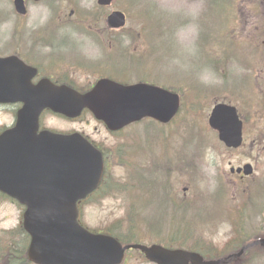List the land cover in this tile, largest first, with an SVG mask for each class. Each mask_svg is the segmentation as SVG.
Listing matches in <instances>:
<instances>
[{"label":"rangeland","instance_id":"1","mask_svg":"<svg viewBox=\"0 0 264 264\" xmlns=\"http://www.w3.org/2000/svg\"><path fill=\"white\" fill-rule=\"evenodd\" d=\"M50 1L60 10L62 20L70 15L68 12L74 6L76 16L85 10L84 23L75 18L56 30L64 35L75 33L66 41L80 54L82 63L94 58L101 59L102 63L106 55L115 54L116 50L121 53L118 48L139 55L148 47L154 52L156 61L152 65L143 62V68L155 66L160 75L157 82L181 89L179 119L163 128L146 119L110 133L89 114L75 122L52 113L42 117L44 126L75 127L101 142L111 151L108 179L111 177L113 183H119L120 188L126 186L130 192L114 191V186L110 195H92L80 204L81 223L96 231L112 229L135 242L199 247L200 251H209L204 252L209 257L210 250L214 256L221 251L225 254L238 252L242 244L264 237V99L261 94L264 88V20L254 0H113L104 7H97L95 0ZM230 1L232 9L228 6ZM48 2L25 0L26 13L19 15L14 10L13 0H0V52L12 48L16 37L47 32V28L53 31L56 24L49 18ZM113 11H121L126 16L121 30L106 24L107 15ZM250 15L255 21L247 27ZM93 31L105 35L98 39L87 36ZM120 31L125 34L118 41L115 38ZM213 36L223 38L220 45L205 47L213 43ZM231 36L248 42L245 44L248 49L240 42L233 45L228 41ZM182 37L184 41L181 42ZM213 47L215 49L208 50L211 54L202 51ZM143 57L148 60L151 56L146 53ZM247 64L253 68L246 67ZM114 67L117 69L119 65ZM255 68L263 69V78L256 79ZM168 69H173L172 77L177 78L170 80ZM81 73L86 75L88 71ZM246 73L249 75L244 77ZM216 103L234 105L240 116L247 119L240 147L227 148L208 127V116ZM9 120V115L0 116V124ZM169 162H172L171 179L167 180L169 188L172 187L169 196L180 202L183 189L187 188L184 210L175 209L168 202V195H157L155 190L159 184L165 185L168 173L163 166ZM135 163L137 167L132 168ZM245 164L253 166L251 175L239 179L229 172L230 166ZM217 169L224 183L222 180L216 183ZM132 182L137 183L134 191L129 185ZM105 184L109 187L107 182ZM134 207L135 214L131 213ZM23 209L16 201L0 196V249L4 252L13 251L20 242L18 231L22 228ZM172 211L175 216L178 215L176 211L186 215L182 218L183 224L178 217L171 218L169 212ZM140 253L129 251L123 264H154ZM250 253L247 250L241 261L233 264H264V249L256 247ZM4 255L7 254L1 255L0 264L6 262Z\"/></svg>","mask_w":264,"mask_h":264},{"label":"water","instance_id":"2","mask_svg":"<svg viewBox=\"0 0 264 264\" xmlns=\"http://www.w3.org/2000/svg\"><path fill=\"white\" fill-rule=\"evenodd\" d=\"M112 0H98L108 5ZM15 11L26 13L24 0H13ZM112 27L125 24L120 11L109 15ZM26 67L15 56L0 57V102L21 99L12 92L13 75ZM24 88V86H17ZM179 96L162 87L138 82L121 84L99 79L85 93L67 85L40 80L34 98L26 102L17 115L14 127L0 134V191L25 207L22 227L29 236L27 259L34 264H121L129 249L141 251L155 264H219L204 260L193 251L167 248L159 244H122L111 235L93 233L79 221L77 203L100 183L104 171L103 157L80 133L64 134L49 129L38 130V115L44 109L69 118L80 116L84 109L116 131L130 123L151 117L167 123L177 113ZM209 125L218 131L228 147L242 142V122L236 108L216 104ZM244 174L252 173L246 164ZM234 171V168H231ZM264 247V238L251 245ZM243 250L240 251V253Z\"/></svg>","mask_w":264,"mask_h":264},{"label":"flooded vegetation","instance_id":"3","mask_svg":"<svg viewBox=\"0 0 264 264\" xmlns=\"http://www.w3.org/2000/svg\"><path fill=\"white\" fill-rule=\"evenodd\" d=\"M48 1L49 2L47 4H49V5L47 7H48V11H50V17L49 18H50V20L55 21V24H56V27L52 28L53 31L49 32L50 28H47V30H48L47 32L35 33V34L30 33L29 36H26V37H16L17 42H15L16 44L15 43L13 44L12 48H8V49L0 52V57L15 56L16 58H18L21 62H23L26 65V67H24L22 69V71L19 72V75L22 78L17 79L16 77L18 76V73H16L13 75L14 79H12V82L14 83L13 88H12V92H14L13 93L14 97L16 98L17 96L21 95L22 98L10 101L8 103H0V116H4V115L10 116V120L8 122H3L2 124H0V134H2L5 130L10 129V128L15 126L19 110L24 107L26 102H29L30 99L34 98L36 86L40 83V80H43V79H47L56 85H67L69 87L74 88L75 90H77L80 93L87 92L101 78H109V79H112V80H115V81H118V82H121L124 84L143 82V83H150V84H154V85L163 86L162 83L157 82V79L160 77V75L158 74L155 66H150L148 68H146V67L143 68V66H142L143 62H145V64H151L152 65L153 62L156 61V59L154 57L155 56L154 52L152 50L148 49V47H146L145 52L140 53L139 55L138 54L135 55L134 52H130V54H131L130 55L129 53H127L125 51L124 48H123V50H121V48H118V49H120L121 53L116 50L115 54L111 53L109 55H106V57L102 63H100L101 59L95 60V58L90 59L91 61L89 63H86V64L82 63L81 59H79L80 54L75 53V51H73L74 50L73 45L66 41V40H70L72 38V36L75 35V33L72 32V33H69L68 35H64L63 33L56 31V30L60 29L62 24L70 23L75 18H76L75 21L84 23V20L87 16L86 14H84L85 10L82 11V13L79 12V16H76V11H75L76 8H74L75 7L74 6L68 12V14H70V15L65 17L66 19L62 20V18L60 16V10L57 9L58 7L55 6L54 3H51L50 0H48ZM95 1L97 4V0H95ZM254 2H255V4L258 5V8L260 7V9L262 10L263 20H264V0H254ZM80 5L84 8L82 3H80ZM228 6L232 9L231 1L228 4ZM97 7H104V6L97 4ZM108 16L109 15H107V17H106V23H108V20H109ZM254 21H255L254 17L252 15H250L247 18L246 26L248 27V25H251L252 23H254ZM81 34L86 35L84 33H81ZM124 34L125 33L121 32V31L119 33H116L117 37L115 39H118V41H119L121 39V36ZM103 35H105V34H103V32L99 34V32H97V31L87 33V36H89L93 39H98L100 36H103ZM59 36H61V38ZM247 38L252 40V38H250V37H247ZM222 39L223 38H221V37L216 38L215 36H213V38L211 39L213 43L208 44L205 47H210V45L211 46L215 45L217 48V46L220 45L219 42ZM57 40H59L60 42H58ZM61 40H63V41H61ZM208 40H210V39H208ZM180 41L181 42L184 41V38L182 37L180 39ZM228 41H230L233 45H236V43L240 42V43H242L241 45L245 46V48L248 49V45H247V47L245 45L246 43H248L246 41H241V39H239V41H238V38H233L232 36ZM200 42L202 43V37L200 38ZM40 44L43 45V47H40ZM100 44H103V43H100ZM106 44L109 45V43H106ZM14 45L16 47H14ZM68 45H72V47L66 48ZM119 45H120V42H119ZM94 46H97V45L95 44ZM118 47H120V46H118ZM201 47H204V46H202V44H201ZM209 49H215V48L214 47L208 48V49L203 48L202 51L205 54H207V53L211 54V52L208 51ZM224 49H226L225 46H224ZM72 51L74 53H72ZM234 52L237 54L236 48H235ZM146 53H148V55L151 56L150 58H148V60L145 57H143L146 55ZM72 54L74 55V58H73ZM116 65H119V67L117 69L114 67ZM247 65L248 66H246V67L253 68L252 65H249V64H247ZM153 67H155V69ZM82 70L88 71V73L86 75H84V73H81ZM255 70L257 71L256 79L259 77L263 78L261 75L263 72V69L259 70V69L255 68ZM173 73H174L173 69H168V77L170 80H171V78H177V77H172L174 75ZM179 75H181V74H179ZM248 75L249 74L246 73L244 75V77H247ZM82 77L85 78V80ZM180 81L191 84L190 82L182 81L181 79H180ZM80 82L82 84H80ZM18 85L24 86V87L26 86V87H25V89L24 88H18L17 87ZM164 87L170 88L167 86H164ZM173 88L174 87H171L172 90L176 91V93L178 92V94H179V91H177ZM199 90H202V88L200 87ZM261 94H262V98L264 99V88L261 89ZM179 96H180V94H179ZM46 113H51V112L49 110H45L42 112L41 115L40 114L38 115V118H37L38 119V130H37V132L40 133V130L47 128V129H51L55 132H60V133H64V134H70L73 132L80 133L97 150H99L101 152V154L103 156V160L105 162V164H104L105 165L104 178H105V176H106L105 174H107L108 167H109V164L111 161L110 160L111 151L109 149L108 150L105 149L101 142H99L97 139H95L91 135L83 132L81 129H78L75 127H72L70 129H56V128H49L47 126H44L42 123V117ZM84 114H89L98 123L102 124L106 128V126L104 125L103 122L97 120L93 116V114L89 110H86V109L77 118H66V117H63L60 115H58V116L63 118L66 121L75 122L76 120H79ZM55 115H57V114H55ZM238 115H239L240 119L242 120V125L244 127V124H246L247 119H245L244 116H240L239 113H238ZM109 132L110 133H117V132H112V131H109ZM166 136H167V133H166ZM240 146H241V144L238 147H240ZM238 147H236V148H238ZM165 150H166V148H165ZM184 162L187 164L186 161H184ZM184 162H181V165H180L181 168H184V164H183ZM132 167H137V164L135 163V165ZM231 167H233V166H230V168ZM163 168H165L164 171L167 172L168 175L165 177V179H166L165 185L159 184L158 187L155 188L156 193H157V195H168L169 199H167V198L166 199L168 200V202H170L171 206H173L175 209H178L180 207L181 210H184L187 207L186 206V198H185V196L187 195V188L183 189V193H182L183 197L181 198L180 202H178L177 199H172L173 197L169 196V195H172V187L170 186V188H169V183L167 185V180L171 179L172 162L167 163L166 165L163 166ZM219 171H220V169H217L216 173L218 176L215 177L216 183L220 182V180L223 181ZM231 174L236 175L239 179H243L244 177H246L243 175V172H234ZM106 182L109 185V187L111 189H113L114 184L112 182L111 177H109V179H108V177H106L105 183ZM223 183H224V181H223ZM161 186L166 188L167 191ZM206 188H207V185H206ZM169 189H170V191H169ZM97 190L95 192H97ZM95 192H93L90 195H93ZM0 196L8 198V196L2 192H0ZM8 199H10V198H8ZM167 209H168V207H167ZM181 210H180V212H183ZM135 213H136V209H135ZM172 213H173V211L169 212V214H172ZM176 213L178 215L175 216L174 214H172L171 218H173V216L178 217V219H181L180 220L181 224H183L184 220L182 218H186V215L178 213L177 211H176ZM181 227H182V225H181ZM243 254H244V250L241 253L239 252L237 254L233 251L229 252V254H227V255L223 254V256L221 255L222 256V264L239 263L241 261Z\"/></svg>","mask_w":264,"mask_h":264},{"label":"trees","instance_id":"4","mask_svg":"<svg viewBox=\"0 0 264 264\" xmlns=\"http://www.w3.org/2000/svg\"><path fill=\"white\" fill-rule=\"evenodd\" d=\"M144 13L146 14V12H144ZM148 14L150 15V12H148ZM113 184H114V186H119V183H113ZM105 185H106L105 184V180H103L101 186L99 187V189L97 190V192H95L93 195H110L111 194V191H113V189H111L110 187L105 186ZM114 191H120L119 187H116L114 189ZM131 213H134V211L132 210ZM186 227L188 228V224L187 223H186ZM107 231L111 235H113L114 237H116L120 242H122L124 244L134 241V240H132V238H130V237H124L120 233H118L116 231H113L112 229H109ZM18 232H19V235H20V242L15 246V249H13V251L12 250H9V251L4 252V251H2V249H0V257H1L2 254H7V255H4L6 257L5 264H15L13 262H16V264L19 263V262L28 263V260H27V257H26V249H27V243H28V235L25 233V231L23 230V228H19V231ZM104 232H106V231H104ZM175 238H177V237H175ZM244 244H246V243H244ZM244 244H242V245H244ZM19 245H21L20 248H19ZM191 249H195L196 251L201 250V248L199 249V247H195V248L193 247ZM254 250H256V248L249 249L248 251L250 253V252H252ZM222 254H223V251H221V252L218 253L219 258H222L221 257ZM0 261H1V259H0Z\"/></svg>","mask_w":264,"mask_h":264}]
</instances>
